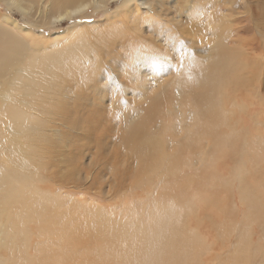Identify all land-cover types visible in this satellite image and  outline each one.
<instances>
[{"label": "rangeland", "instance_id": "1", "mask_svg": "<svg viewBox=\"0 0 264 264\" xmlns=\"http://www.w3.org/2000/svg\"><path fill=\"white\" fill-rule=\"evenodd\" d=\"M16 1L0 0V264H242L235 249L246 253L249 245L250 264H264V29H256L264 27L263 4L92 0L63 16L65 9L52 1ZM149 6L156 21L147 12L140 17ZM136 26L141 50L151 44L163 52L158 69L150 63L142 77L122 59L137 38ZM85 48L91 49L85 63L100 60L94 65L98 87L89 84L90 70L70 60ZM219 50L238 58L240 67L219 94V117L211 114L209 124L225 138L215 149L212 139H190L205 110L191 78L198 84ZM21 66L37 80L29 98L37 111L31 113L49 116L52 109V122L16 120L17 108L11 102L4 107L2 95ZM211 85L222 87L219 80ZM164 96L168 101L151 113L148 129L164 135V128V141L175 144L170 151L192 143L177 150L187 159L171 177L154 175L150 154H128L120 143ZM23 99L15 97L14 104ZM78 112L74 128L69 122ZM12 128L32 150L38 174L22 175L8 165L5 146L16 142Z\"/></svg>", "mask_w": 264, "mask_h": 264}, {"label": "bare ground", "instance_id": "2", "mask_svg": "<svg viewBox=\"0 0 264 264\" xmlns=\"http://www.w3.org/2000/svg\"><path fill=\"white\" fill-rule=\"evenodd\" d=\"M48 1H52L53 4H55L59 8L65 9V11H63L64 12L63 16H66V15H71L72 13L75 14V13L81 11V9L85 8V6L90 4L92 0H48ZM95 1L98 2L99 0H95ZM100 1H106L107 2V0H100ZM254 1H256L259 5L263 4V6H264V0H262V1L261 0H254ZM13 2L14 3H18L16 0H13ZM249 2H252V0H249ZM124 3H126L127 6H129V5H133L134 6V5L137 4V3L133 2V0H124ZM103 4H105V3H103ZM20 5H21L22 9H24L23 5L22 4H20ZM69 7H71V8H69ZM149 7L151 9L150 11H146L147 10V6L142 8V9H146V10L144 11L143 15L140 16V17L143 18V16L146 14L145 12H147L146 16H148L147 18L149 19V21L150 22L156 21L154 17H155V15H158V14L153 9L152 6H149ZM127 10H130V9L127 8ZM262 12H264V10H262ZM261 17L263 18L262 15H261ZM260 24L261 25L257 24V28L256 29L260 33H262L264 27L262 26V23H260ZM136 28H137V29H135L136 32H134L133 34H135V36L137 35L136 37L138 38V35H140L139 34V30H138V26H136ZM155 30H157V29H151L150 31L151 32H155ZM222 30H226V28H222ZM127 36H129V35H127ZM140 37L138 38L139 40H137V38H136V39H134V41H129V43H130L129 44L130 52L127 53V54L124 53L125 55L123 54L122 59L126 58L125 62H123L124 66L126 67V69H132V70L135 69V71L137 72V75L142 77L143 75H145L144 74L145 73L144 70L147 69V66H151L150 63L152 64V66H151L152 69H153V67L156 68V70L158 69V66L160 65L161 60H162L161 57H162L163 52L157 50L156 46H152L151 44L149 45L148 44L149 42H147V41L145 43L147 45H149V46L146 45L147 47H144V49H143V46H142L143 50H141L142 39ZM144 40H146V39H144ZM86 50H90L91 51V49H89V48L79 49L78 51L73 53V55L70 57V60L72 62L79 61L80 65L85 66L84 69L90 70L91 73H92V78L89 81L90 82L89 84L91 85V84L94 83L95 85H97L98 84V76L99 75L97 74L98 70H96V67L94 68V65H99L100 64V60H97L96 62L89 61V62L85 63L84 62V59H85L84 56H85ZM98 51H96V52H98ZM132 52H136V53L135 54L133 53V55H132ZM221 52H222L221 50L217 51L216 60L209 65L208 70L204 73L205 77L203 75L201 77V79L198 81V84H196L197 79L195 77L191 78V80L194 78L193 79V83H194L193 93L196 95V98L198 100V104L201 106V108H205V110H203V112H204L203 114L201 113V115L203 117V120H201L200 123L197 122V123H199V125L196 126V130L197 131H195L191 135L190 139L191 138H195V139H191L192 141H195V142H197L199 140L201 142L204 141V140L207 141V138L212 139L213 146L215 147V149H222L223 148L221 145L218 147V142L217 141H220V142L223 143V140H225V138L222 140V137L220 136L221 133H218L217 126L209 124V121H214L211 114L213 113L215 116L219 117V115H220V113L222 111V107L221 108L219 106L216 107V103L221 100L219 94L222 97L224 84L229 79V76L234 74V72L236 71V68L240 67V61H239L238 58H236V57H234L232 55H231L232 58L229 57L227 55V50H226L224 55H221ZM48 53H53V52H48ZM158 54H160V55L156 56ZM119 56H120V54H119ZM33 57L36 59L35 56H33ZM154 57L156 59H154ZM228 58H230V61H232L233 63H231ZM120 59H121V56H120ZM34 62L35 61L31 62L30 65L32 66V64ZM116 62H119V61L116 60ZM115 63H113V64H115ZM229 63H230V65H229ZM108 67L113 69L110 64H108ZM98 68H100V67H98ZM139 68L142 69V70H140ZM29 70H30L29 67L21 66L15 72V75L11 76V78H10V80H11V83H10L11 88H10V90H8V92H5L2 95V97L6 99L4 107L8 108L9 102H11V105L13 107L17 108V114H16V117H15L16 120L33 121V122H37V123H44V122L46 123V120L50 119V121L52 122V120H51V117H52L51 115H53L52 109L48 110V112L52 113L49 116L47 114H41L40 111H38V113L35 116H33V114L31 113V110H35V109H33L32 106L30 105V99L29 98L32 97L34 95L35 91H36L37 80L33 79L35 76H34L33 72L29 71ZM123 70L125 71V68ZM127 72L130 73L129 71H127ZM131 72H133V71H131ZM135 76H136V74H135ZM68 78L69 79L73 78V75H68ZM104 78H106V77H104ZM107 78L109 80V77H107ZM128 78H131V77L128 76ZM218 80H219L220 84L222 85V87H218V89H214L212 87L211 83L212 82L214 83L215 81H218ZM126 85L122 86V83H121V86L123 87V89H122L123 91L122 92H126L128 90V85L127 86ZM98 86L99 85H97V87ZM107 86H106V88H107ZM108 87H109V91H110V86H108ZM67 88L69 90L70 87L68 86ZM101 88H105V86L104 87H100V89ZM77 89L78 88L76 87L73 91H75ZM18 90H22L21 92L24 94L26 99H23L22 104L16 105V104H14L13 99L16 97L17 102H19L20 99L23 97V94H17L13 98L15 92L18 91ZM153 91H156V90L153 89ZM152 94H154V93H152ZM167 101H168L167 97H165V96L163 97V101H161V102L160 101L159 102L155 101L153 103V105L151 106V108H150V113L149 112L146 113L135 124V127L132 129V131H129V133H128L125 130L123 132L122 137L120 139V141H121L120 143H121L122 147L126 146V148H128L127 150L125 149L128 154H131V155H134V156H140V155L144 156V155L150 154L151 157L150 156H148V157H150V159H152L155 162L154 164L156 165L155 170H154V175L166 174V176L169 175L171 177V176H175L174 174H176V172H175L176 168L180 164L182 165V162L187 159V158L186 159L185 158L182 159V157H180L181 155L178 156L179 153H181L183 150L187 151L188 147L190 146V144L192 145V143L188 140V142L183 144V145H181L180 148H176L177 150H180L179 153H178L177 150L175 151V149L173 151H170L171 149L170 150L168 149V145L172 144V146L175 147V144L174 143L168 144V143H166L164 141V140H166L165 138H167V133H166L165 129L163 128L164 135H160L161 133L157 134V128L148 129L149 124H151L155 120L154 117H153L149 121L151 113L154 112V111H159L160 107H161V110H162V105L165 104ZM73 105H74L73 108L78 110L79 106L76 103H74ZM86 110H88L86 113L90 112L89 111L90 109H86ZM35 111H37V110H35ZM69 114H70V112H69ZM163 114H164V112L162 111L159 116H162ZM76 115H77V117L75 116L76 118L74 119V121L72 119H69V120H72L73 122L72 121L71 122L68 121L69 123L74 124L73 125L74 128H75V125L80 120V118L78 117L79 116V112ZM84 116H86V115H84ZM63 117L64 116H62L61 118H63ZM80 117H82V116H80ZM69 118H71V116ZM64 121H66V120H64ZM96 121H97V119H96ZM62 122H63V120H62ZM64 124H65V122H64ZM91 128H93V127L91 126L90 129ZM9 130L12 132L13 136L16 138V142L11 147L10 146H5V149H9V151L11 153V156H7L6 155L7 158H8V165L9 166L12 165L14 168L19 170L20 171L19 173L22 174V175H25V174L31 175V173L38 174L40 172V170H39V166H35L34 163H33L32 150L29 153L27 147L24 144H22L21 139H20V137L18 135L19 134L18 132H15L13 130V128L9 129ZM151 131L153 132V134H151ZM85 132H89V129H87ZM211 132L213 133V136H211L212 135ZM238 134H239V132H237V135ZM6 137H8V136L6 135ZM36 138H38V137H33L32 141L35 140ZM236 140H237V138H236ZM120 143L118 142V146L119 147H120V145H119ZM123 148H125V147H123ZM175 152H176V154H175ZM215 152H217V151H215ZM185 163H186V161H185ZM148 167H149V165H148ZM148 167L146 165H144L142 168L146 169ZM173 171H174V174L171 175V173H173ZM119 172H120V169H119ZM245 173H246V171H245ZM136 174H139V173L137 172ZM180 174H181V172H180ZM242 176H244V174ZM251 249L252 248L249 245L247 250H246V253L248 255H250ZM235 252L237 253L238 257H242L243 258L242 264H250L254 260V259H252L250 257H245L246 253L244 251L238 249V248L235 249Z\"/></svg>", "mask_w": 264, "mask_h": 264}]
</instances>
